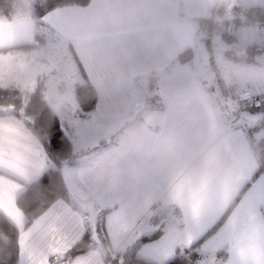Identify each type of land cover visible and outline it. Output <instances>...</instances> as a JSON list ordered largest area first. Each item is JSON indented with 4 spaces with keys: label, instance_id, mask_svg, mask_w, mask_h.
<instances>
[{
    "label": "snow or ice",
    "instance_id": "6c2138e0",
    "mask_svg": "<svg viewBox=\"0 0 264 264\" xmlns=\"http://www.w3.org/2000/svg\"><path fill=\"white\" fill-rule=\"evenodd\" d=\"M133 3L0 0V264H264V0H173L167 23ZM226 62L250 74L224 91Z\"/></svg>",
    "mask_w": 264,
    "mask_h": 264
},
{
    "label": "crops",
    "instance_id": "0c3cea01",
    "mask_svg": "<svg viewBox=\"0 0 264 264\" xmlns=\"http://www.w3.org/2000/svg\"><path fill=\"white\" fill-rule=\"evenodd\" d=\"M123 3H128L129 0H122ZM173 0H134L133 6L128 8V14L130 16H142L152 8L154 10V19L161 23H167L173 19V10L171 9V4ZM222 2V0H218ZM113 15L118 17V11L113 10ZM146 40L148 41L151 48L157 50L162 56L169 59L175 63L174 56V42L165 34L164 31H153L146 34ZM183 57L185 61H180V57ZM179 57V64L177 66L176 75L182 78L195 79L196 71L193 64V53L191 51L184 53ZM136 71L142 73L140 82L153 84L158 83L160 80L166 79L165 76L150 70L149 66L146 65H137ZM197 96L200 99L194 100L189 103L187 106H180L178 102V97H188V96ZM174 99H176L177 107L171 112L170 118L175 119L179 117L182 112L189 109L194 104H203L207 102L203 91L197 93L191 90L177 91L173 93ZM170 141H165V144H169ZM130 184L138 185V178L133 175L130 178Z\"/></svg>",
    "mask_w": 264,
    "mask_h": 264
},
{
    "label": "rangeland",
    "instance_id": "374dc122",
    "mask_svg": "<svg viewBox=\"0 0 264 264\" xmlns=\"http://www.w3.org/2000/svg\"><path fill=\"white\" fill-rule=\"evenodd\" d=\"M193 64L196 71V78L205 74L206 69L203 67V65L199 64L195 59L193 60ZM213 74L218 79L225 82L222 84V88L224 91H227L229 89V81L231 82V87L234 89L239 83L246 82L250 73L249 68L243 62L237 63L235 65L226 62L225 64L217 67ZM203 93L208 101H215L218 99L217 96L211 95L206 89L203 90Z\"/></svg>",
    "mask_w": 264,
    "mask_h": 264
},
{
    "label": "clouds",
    "instance_id": "9594fccd",
    "mask_svg": "<svg viewBox=\"0 0 264 264\" xmlns=\"http://www.w3.org/2000/svg\"><path fill=\"white\" fill-rule=\"evenodd\" d=\"M258 71H260L261 73H264V68H260ZM200 99V97H197L195 95L193 96H188V97H178V102L180 104V106H187L189 103H191L194 100ZM249 153L245 152L242 153V155H248ZM138 191V185L136 184H130L128 190H127V195L130 198H134L135 195L137 194Z\"/></svg>",
    "mask_w": 264,
    "mask_h": 264
},
{
    "label": "trees",
    "instance_id": "16d2710c",
    "mask_svg": "<svg viewBox=\"0 0 264 264\" xmlns=\"http://www.w3.org/2000/svg\"><path fill=\"white\" fill-rule=\"evenodd\" d=\"M201 26L202 28L206 31V32H211V29H212V24L210 21H207V20H204V21H201ZM189 52V51H188ZM180 61H185V59L181 56L180 57ZM154 82H152L151 84H153ZM225 89V87H224ZM92 98V95L91 93L89 92V90L87 89H82L80 94H79V100L81 103H87L89 102V100ZM42 139V137H41Z\"/></svg>",
    "mask_w": 264,
    "mask_h": 264
}]
</instances>
